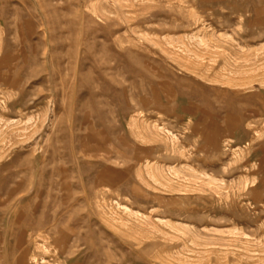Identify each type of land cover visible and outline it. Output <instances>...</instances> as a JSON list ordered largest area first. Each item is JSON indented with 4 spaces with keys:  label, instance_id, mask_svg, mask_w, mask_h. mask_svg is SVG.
<instances>
[{
    "label": "rangeland",
    "instance_id": "1",
    "mask_svg": "<svg viewBox=\"0 0 264 264\" xmlns=\"http://www.w3.org/2000/svg\"><path fill=\"white\" fill-rule=\"evenodd\" d=\"M0 264H264V0H0Z\"/></svg>",
    "mask_w": 264,
    "mask_h": 264
}]
</instances>
